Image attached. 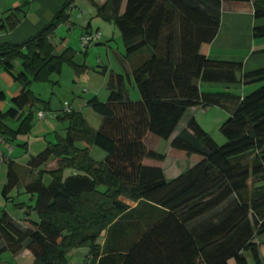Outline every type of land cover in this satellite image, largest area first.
I'll use <instances>...</instances> for the list:
<instances>
[{"label":"trees","instance_id":"obj_1","mask_svg":"<svg viewBox=\"0 0 264 264\" xmlns=\"http://www.w3.org/2000/svg\"><path fill=\"white\" fill-rule=\"evenodd\" d=\"M75 1L67 0L27 41L0 45V68L23 87L13 106L0 111L5 140L32 131L34 112L25 114V108H49L31 90L33 83L60 76L64 64L78 73L87 70L76 63L72 47L59 53L51 41L69 21ZM89 1L98 17L121 32L125 58L150 51L133 69L141 99L130 98L128 76L111 72L108 100L93 96L87 103L102 117L99 128L80 111H64L57 116L69 121L64 136L58 134L26 166L7 161L3 198L9 201L12 191L24 186L40 219L24 229L4 211L0 256L29 250L31 264H69L72 249L89 246L87 264H263L256 239L264 236V67L245 72L242 62L211 59L201 46L217 37L224 2L253 1L255 18L263 19L264 0ZM29 5L8 11L2 28L15 29ZM253 35L264 38V25L255 26ZM17 60L21 70L15 73ZM202 83L262 85L241 96L205 92ZM198 106L230 110L220 128L226 143L219 145L191 117L171 146L201 160L169 180L161 167L144 163L166 158L144 139L149 132L170 139L187 110ZM10 118H19L17 129L5 123ZM91 146L106 152L103 161L91 155ZM51 159L57 160L56 169L35 173ZM67 168L75 173L64 178ZM45 174L51 176L48 184Z\"/></svg>","mask_w":264,"mask_h":264},{"label":"rangeland","instance_id":"obj_2","mask_svg":"<svg viewBox=\"0 0 264 264\" xmlns=\"http://www.w3.org/2000/svg\"><path fill=\"white\" fill-rule=\"evenodd\" d=\"M96 8L89 0H77L76 7H74L73 20L76 22V26L72 29L71 35L68 37L70 46L75 48L77 51L76 61L78 64H86L87 70L83 72H76L75 69L64 64L63 71L60 76H53L55 81H59V84L55 83H37L34 85V89L37 93H41L44 99H49L50 97L57 96L58 99H67L64 102L66 106H73L76 111H80L88 123L96 128L99 126L101 121V116L97 114L91 107L87 106V101L94 95H98L102 101H106L109 95L108 82L111 72L122 73L129 77L127 79V90L131 98L138 93V88L135 83L134 75L129 67L130 61L125 59V46L123 43L122 35L119 29L111 22L104 20L96 15ZM93 20V34H105L104 39H98L92 41L89 44L88 51L85 54L86 49L82 45L81 33L87 25L88 21ZM100 25V31H97L98 24ZM113 33H115V38L112 39ZM111 38V39H110ZM101 42L100 44H96ZM61 48V46H60ZM66 47L58 49L57 52H62ZM87 48V47H86ZM133 59V58H132ZM125 60V61H124ZM133 61V60H132ZM20 63V61H19ZM0 68V81L7 86L10 82L7 78L8 74ZM15 73L19 72L15 69ZM18 83V82H17ZM20 84V83H19ZM262 84H259L261 86ZM10 87V86H9ZM248 94V93H247ZM65 106V107H66ZM5 107V106H4ZM6 110V109H5ZM224 110L218 108L217 106L209 107V110H198L197 116L203 127L209 132L214 140L219 144L223 145L226 143V138L221 131L222 123L229 117L226 115L223 119ZM189 113V112H188ZM188 113L185 114L181 120L178 128L181 129L186 126L189 120ZM64 111L59 112V116H63ZM52 117V118H51ZM9 122L12 123L11 120ZM43 122L47 123L40 128L33 129V132L29 136V141L37 142H56L58 140V134L65 135V128L69 125L68 120H63L57 116H49L48 118H43ZM18 123L15 122L14 126ZM18 127V125H17ZM46 137V140H45ZM154 140L148 139V144L151 147L157 148L160 152L165 153L168 151L166 147V140L151 134ZM27 136L20 135L14 142H12V147L7 143L6 148H9L11 152L12 148L15 150V155L9 154L11 158L25 154H36L43 147L31 144L30 148L24 149L19 145V143H25ZM48 141V142H47ZM91 155L98 161L103 160L106 156V152L98 146H91ZM34 150V153L31 150ZM172 161H176L180 157V169L183 171L187 168L190 163V158L188 154L182 150L175 149L173 153H170ZM193 158H196V154H193ZM29 157V156H28ZM58 162L52 161L46 166L47 169L57 168ZM7 164L0 162V216L4 211H7L16 221L18 225L26 229L32 227V221H38L40 218L38 214L29 206L34 204V199L31 198L30 194L25 192L24 186L16 187L11 193V199L6 201L2 196V189L7 183ZM75 170L73 168H67L64 171V178L73 174ZM38 173V172H37ZM31 178L25 179V182H29ZM51 181V176L45 174L44 182L49 183ZM25 203V206H19V204ZM27 204V205H26ZM99 243H104V237L99 240ZM4 245L2 242L0 248ZM89 246H83L79 248H74L69 253V264H87ZM33 261L32 253L29 250H23L18 255L14 256L10 251L3 252L0 256V264H31Z\"/></svg>","mask_w":264,"mask_h":264},{"label":"crops","instance_id":"obj_3","mask_svg":"<svg viewBox=\"0 0 264 264\" xmlns=\"http://www.w3.org/2000/svg\"><path fill=\"white\" fill-rule=\"evenodd\" d=\"M26 1L30 2V5L28 8L25 9V14H23V17L21 18L20 23L18 26L9 31L5 30L2 28V20L7 16L8 11L11 9H14L18 6L23 5ZM67 0H0V45L4 43H21L24 41H27L29 38L33 37L36 35L40 30H42L45 26H47L51 20L56 16V14L59 13V11L63 8L65 2ZM98 4H103L106 0H95ZM76 2L73 4V7L71 9V17L69 21L65 24H62L57 32L56 35L51 39L52 43L55 45L56 50L59 51L58 49H62L64 46L67 47H72L70 46V42L68 41V37L71 35L72 29L76 26V22L73 20V12H74V7H76ZM254 4L253 1L250 2H224L223 4V9H222V24L221 28L219 30V33L217 37L211 42V43H204L201 46V53L206 55L207 57L214 59V60H221V61H237V62H242L244 71H252L256 70L259 68L264 67V38H255L253 35V29L255 26H261L264 25V18L263 19H257L255 18L254 15ZM97 15V11H96ZM93 20L88 21L87 25L85 26L84 30L82 31L81 35H84L87 33V26L90 24L89 28V33H93L94 28H93ZM100 23L97 26V31H100ZM105 34H102L100 39H104ZM115 38V33H113L112 39ZM111 39V38H110ZM101 42H98L96 44H100ZM61 46V48H60ZM89 47V46H88ZM88 47L85 48L87 53ZM65 48V49H66ZM73 48V47H72ZM64 49V50H65ZM75 51H77L75 48H73ZM63 50V51H64ZM77 55V54H76ZM150 55V51L147 49L144 52L138 53L131 57L130 59H126V61H130L129 67L131 68V71L133 73L134 67L140 63L141 61L145 60ZM125 56V54H124ZM133 58V59H132ZM133 60V61H132ZM76 61V57H75ZM125 61V60H124ZM78 64V62L76 61ZM2 69V68H1ZM15 69L21 70V62L19 63V60L15 62ZM4 70V69H3ZM5 73L1 74H8L5 75L9 79V86L6 87L1 81H0V91L5 92L6 94V100L5 101H0V111L6 112L10 107L13 106L12 104V99L16 96H18L22 92V85L15 82L12 75L8 73L7 71H3ZM118 73V72H116ZM122 74V73H119ZM55 77V76H54ZM52 77L50 82L47 83H57L59 84V81H55ZM37 83H33L31 85V90L33 93L43 101L49 102V108L44 110L40 105L36 107H27L25 108L22 112L27 114L29 111L34 112V120L32 122L33 128L32 131L28 134L25 135L27 136V139L33 132V129L35 128H40L43 125H46L47 123L43 122V119H41L38 116V113L40 111H43L49 116H58L59 112L64 111L65 109V104L64 102L68 101L67 99L60 100L57 98V96L50 97L49 99H44L41 95V93H37L36 90L34 89V85ZM259 87V84H252V85H247L243 86L240 84H225V83H202L201 88L205 92H225V93H232V94H237L241 96L247 95V93H251L252 91L256 90ZM129 93V92H128ZM110 95V92H109ZM108 95V98H109ZM99 98L98 95H94ZM131 98V95H129ZM93 97V96H92ZM91 97V98H92ZM90 98V99H91ZM107 98V100H108ZM89 99V100H90ZM100 99V98H99ZM132 99V98H131ZM141 99V94L138 91L137 94L133 97L132 100H140ZM88 100V101H89ZM101 100V99H100ZM106 100V101H107ZM87 101V103H88ZM102 101V100H101ZM105 102V101H103ZM5 106V107H4ZM72 109H76L73 104H71ZM88 106V104H87ZM222 110L223 112V119L226 117V115L230 116V110L223 109L221 107H218ZM6 109V110H5ZM198 110H209V107L204 109L201 106L198 107H193L187 110L185 114L188 112L189 120L191 117H195L196 120L200 123V125L203 127V124L198 119L197 116V111ZM226 114V115H225ZM185 116V115H184ZM52 118V117H51ZM9 120L12 121L9 122ZM188 120V121H189ZM188 121L186 123V126L183 128L177 129L173 132L172 136L170 139L166 140V147L168 148V151L163 153L166 155V158L164 161H157V160H151V159H146L145 164L148 166L152 167H161L165 173V176L167 179L171 180L173 178H176L186 170L190 169L194 165H196L200 160L201 156L196 155L198 157L193 158L194 155H187L188 158H190V163L188 164L187 168L185 170L180 169V157L176 159V161H172L170 153H173L175 148L171 146L173 139L183 130L184 128L187 127ZM17 122L19 126V118L13 119L10 118L5 121V123L10 126L13 129H17V125L14 126V123ZM102 122V117L101 121L99 123V126ZM96 127V128H99ZM179 126V125H178ZM67 128V127H66ZM65 128V131H66ZM204 128V127H203ZM205 129V128H204ZM206 130V129H205ZM151 132L147 133L144 141L146 145L148 146L149 149L160 152L157 148L154 146L151 147L148 144V139H153L151 137ZM63 136V135H62ZM0 138H3L0 136ZM5 140V139H4ZM46 140V137H45ZM12 142L11 140H5V143H3L0 146V162L3 164H7L8 160H14L17 163L21 165H27L29 161L40 154L42 151L45 150L47 147V144L49 143H44V142H30L29 139L25 143H19L21 147L27 150V148H30L31 144L34 143L39 145V147H43L42 150H40L36 154H29V155H19L15 156V158L10 157L11 155H15V150L12 148L11 152L9 151V148L4 145L7 143L10 144V148L12 147ZM82 146H88L87 144L83 143L81 144ZM90 148V152L92 151V148ZM32 153H34V150L30 149ZM162 153V152H160ZM29 156V157H28ZM106 157V156H105ZM103 158V160L105 159ZM97 160V159H96ZM101 160V161H103ZM56 161V159H51L48 163L45 165H42L41 167L35 169V173H37L39 170L43 169L46 171L54 170L53 169H47L46 166L50 164V162ZM75 173V172H74ZM73 173V174H74ZM72 175V174H70ZM69 175V176H70ZM135 205V204H134ZM256 242L260 244L259 247V252L262 260L264 261V236H261L256 239ZM249 262L252 263V259L249 257ZM264 264V263H263Z\"/></svg>","mask_w":264,"mask_h":264},{"label":"built area","instance_id":"obj_4","mask_svg":"<svg viewBox=\"0 0 264 264\" xmlns=\"http://www.w3.org/2000/svg\"><path fill=\"white\" fill-rule=\"evenodd\" d=\"M100 37H101V34H99V32H98L96 35H94L93 33H92V34H84V35H82V39H81V41H82V45L84 46V48H86V47L89 46V44H90L92 41H96V40L100 39ZM65 106H66V105H65ZM71 110H72V107H70V106H69V107L66 106L65 109H64V111H67V112H69V111H71ZM38 116H39L41 119H43V118H47V114H46L45 112H43V111H40V112L38 113ZM3 143H5L4 138H0V146H1Z\"/></svg>","mask_w":264,"mask_h":264}]
</instances>
